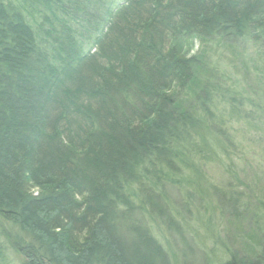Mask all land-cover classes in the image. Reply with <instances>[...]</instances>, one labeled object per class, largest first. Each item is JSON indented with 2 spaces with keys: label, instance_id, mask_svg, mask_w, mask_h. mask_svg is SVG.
<instances>
[{
  "label": "trees",
  "instance_id": "16d2710c",
  "mask_svg": "<svg viewBox=\"0 0 264 264\" xmlns=\"http://www.w3.org/2000/svg\"><path fill=\"white\" fill-rule=\"evenodd\" d=\"M227 44L264 59V0H0V264H264V60L212 81Z\"/></svg>",
  "mask_w": 264,
  "mask_h": 264
},
{
  "label": "rangeland",
  "instance_id": "374dc122",
  "mask_svg": "<svg viewBox=\"0 0 264 264\" xmlns=\"http://www.w3.org/2000/svg\"><path fill=\"white\" fill-rule=\"evenodd\" d=\"M201 49L200 43L195 44L194 50ZM209 52V66L207 67L208 72L212 74L213 78H209L212 81L220 80L223 84H235L240 86H245V77L241 73V65L252 67L256 63H260L264 59L258 58L254 52L250 49L242 48L238 44H227L220 47H208ZM188 101L189 105L190 99L185 98L184 103ZM188 105V106H189ZM247 168L241 173L242 178L246 182L245 185L253 193L254 196L264 197V159L260 156L250 155L247 160ZM229 222H226L228 225ZM232 226V227H231ZM228 227L230 231L234 233L236 230L240 231L241 226L229 224ZM249 235H247L248 238ZM230 248H232L229 241ZM233 245L239 246L237 242H233Z\"/></svg>",
  "mask_w": 264,
  "mask_h": 264
}]
</instances>
